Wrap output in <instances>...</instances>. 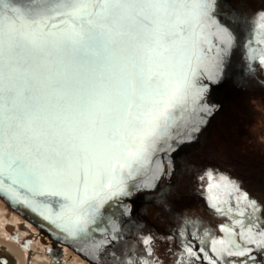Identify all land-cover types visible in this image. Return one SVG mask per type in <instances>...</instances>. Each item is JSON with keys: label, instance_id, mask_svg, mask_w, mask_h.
<instances>
[{"label": "snow or ice", "instance_id": "obj_1", "mask_svg": "<svg viewBox=\"0 0 264 264\" xmlns=\"http://www.w3.org/2000/svg\"><path fill=\"white\" fill-rule=\"evenodd\" d=\"M259 2L0 0V195L90 264H160L126 203L140 191L178 221L175 264H264V200L213 169L197 174L224 220L216 236L162 183L218 110L210 86L264 73ZM46 255L62 264L53 247Z\"/></svg>", "mask_w": 264, "mask_h": 264}, {"label": "rangeland", "instance_id": "obj_2", "mask_svg": "<svg viewBox=\"0 0 264 264\" xmlns=\"http://www.w3.org/2000/svg\"><path fill=\"white\" fill-rule=\"evenodd\" d=\"M240 7L251 12L261 8V4L259 0H250V3L242 4ZM237 79L238 76L229 86V91H224L222 95L223 108L220 113L214 117L210 127L197 143L190 146V150L181 155L184 159L181 168L178 171L175 170L172 175L173 179L169 178L170 183H166L172 187L174 192L172 199L178 212L183 211L185 214L200 217L204 225L216 236L221 235L218 226L224 220L213 215L206 203H201L205 200L195 190L197 174H202L206 168L213 169L236 180L243 190L252 197L264 200V86L260 83L264 80V73H257L256 78L245 87H241L237 83ZM3 204L10 212L9 219L13 214L20 217L5 202ZM153 207V200L147 204L140 203L137 206L139 209L137 222L140 224L141 234L142 236L152 235L158 241L155 243L154 249L160 264H175L171 253L178 250L179 241L176 237L178 221L158 211L154 212ZM25 222L27 221L21 217V221L17 225L9 223L7 225L8 232L19 238L21 233L25 232L23 231ZM27 223L33 227L34 232L23 243L20 241L21 247L26 241H30L28 246L23 248L31 249L30 244L42 237L43 242L49 241V247H53L55 251H59L61 248L64 253L65 248H69L60 244L55 245L49 236L30 222ZM169 235L173 237L171 241L166 239ZM128 239L131 240L134 237L128 236ZM184 242L187 243V240ZM192 243L195 245L196 241H192ZM69 249L82 262L90 264L80 254ZM62 257L64 259L62 264H68L64 254Z\"/></svg>", "mask_w": 264, "mask_h": 264}, {"label": "bare ground", "instance_id": "obj_3", "mask_svg": "<svg viewBox=\"0 0 264 264\" xmlns=\"http://www.w3.org/2000/svg\"><path fill=\"white\" fill-rule=\"evenodd\" d=\"M244 38H246V35ZM242 54H243L242 50L238 49L236 54H235V57L233 58V64L235 65L236 68H239L238 65H240V63H241ZM236 77L237 76H233L231 79L225 80L221 84L210 86L208 99L211 103L219 105L218 110H216L211 116L206 118L207 124L205 123L206 126H204L205 125L204 124L203 125L204 128L202 126L200 131L196 134L197 140L195 139V141H193L192 144H190V145L181 146V148L178 149V151L176 153L172 154L173 165H174V156L177 153H179L181 150H183L184 148L190 147V146H193L194 144H196L197 141L203 135V133L210 127L214 117L218 113H220V111L223 108V98L221 97L222 89H224L225 86L228 85L230 82H233L234 79H236ZM162 180H163V178H162ZM140 193H151V192L150 191H140V192L135 193L134 196L131 197V199L129 201H127V203L131 204L133 210H134V206L136 204L137 198H138ZM1 200L3 202H5L3 199H1ZM1 200H0V257L5 258L7 261V264H52L51 257L46 255L47 249L50 246L49 241L43 242V239L41 237L40 240L38 239V241L30 244L31 253H32L31 258H30V254H29V249L23 248L19 245L20 241H22V243H23L27 239V237H29V235L34 232L33 227L29 223H27L30 221H28L19 212L13 210L5 202L7 204V206H9V208H11L14 212H16L20 215V217H19L16 214H13V215H11V218L9 219L8 215L10 214V212L6 209L5 205L3 204V202ZM21 217H23L24 220H26L27 222L24 223V226H25L24 229L25 230H23V231H25V232L21 233L20 237L18 238V237L12 236L8 232L7 225L9 223L17 225L21 221ZM32 225H34V224H32ZM34 226L37 229H39L41 232H43L44 234L49 236V238H51L53 240L55 245L60 244V245H64V247H66V246L69 247L65 243H60L58 241H54L52 236H50L47 232H45L44 230H41L36 225H34ZM36 238H37V236H36ZM69 248H65L64 253H63L65 256V260L68 262V264H85Z\"/></svg>", "mask_w": 264, "mask_h": 264}, {"label": "water", "instance_id": "obj_4", "mask_svg": "<svg viewBox=\"0 0 264 264\" xmlns=\"http://www.w3.org/2000/svg\"><path fill=\"white\" fill-rule=\"evenodd\" d=\"M207 124V123H206ZM206 124L204 126H206ZM203 126V128H204ZM195 139L197 140V137L195 136ZM195 139L193 141H195ZM192 141V142H193ZM188 143V144H184L182 146L185 145H190L192 144ZM169 178V177H168ZM0 198L3 199L13 210L19 212L20 214H22L28 221H30L32 224L36 225L37 227H39L41 230H44L45 232H47L50 236H52V238L54 239V241H57L55 239L56 233L50 231L49 229V225L47 224L46 221L42 220L40 217H38L36 214L32 213L31 211H28L27 209H20L18 210L16 207H14L7 199H5L2 195H0ZM131 199V198H130ZM130 199H128L127 201H129ZM126 201V203H127ZM130 204V203H129ZM115 209H111L110 211H114ZM117 215H119V213H117Z\"/></svg>", "mask_w": 264, "mask_h": 264}, {"label": "flooded vegetation", "instance_id": "obj_5", "mask_svg": "<svg viewBox=\"0 0 264 264\" xmlns=\"http://www.w3.org/2000/svg\"><path fill=\"white\" fill-rule=\"evenodd\" d=\"M238 67H239V65H238ZM227 91H229V90H227ZM222 92H223V89H222ZM222 97V96H221ZM178 156V155H177ZM177 156H174V162L175 161H177ZM174 174V173H173ZM172 174V175H173ZM169 178H172V176L171 177H169ZM168 177H163V180H162V183H164L165 181H167L168 182V184L170 183V179H169ZM173 179V178H172ZM167 184V185H168ZM169 186V185H168ZM195 199V198H194ZM153 199H152V193H140L139 194V196H138V198H137V201H136V204H135V206H134V219L136 220V221H138V219H137V213H138V211H139V209L137 208V206H139V204L140 203H144V204H147V203H149V202H151ZM201 203H205V202H201ZM127 239H128V237H126ZM117 251H119V246H117ZM58 254H63V251H62V249L60 248L59 249V251L57 250L56 251ZM83 257V256H82Z\"/></svg>", "mask_w": 264, "mask_h": 264}, {"label": "trees", "instance_id": "obj_6", "mask_svg": "<svg viewBox=\"0 0 264 264\" xmlns=\"http://www.w3.org/2000/svg\"><path fill=\"white\" fill-rule=\"evenodd\" d=\"M234 82V81H233ZM233 82H230L228 85H226L225 86V88L223 89V92L221 93V96L223 95V93H224V91L225 90H229L228 88H229V86L233 83ZM188 150H190L189 149V147H186V148H184L183 150H181L179 153H177L175 156H177V161H175L174 162V165H173V173H174V171L175 170H179L181 167L180 166H182V164H183V162L182 161H184V159H182V156L181 155H183L185 152H188ZM181 156V157H180ZM182 162V163H181ZM166 183H168L167 181H165V185H166Z\"/></svg>", "mask_w": 264, "mask_h": 264}]
</instances>
